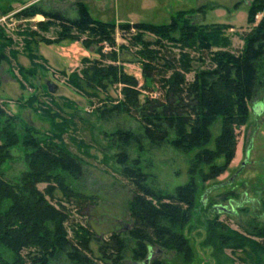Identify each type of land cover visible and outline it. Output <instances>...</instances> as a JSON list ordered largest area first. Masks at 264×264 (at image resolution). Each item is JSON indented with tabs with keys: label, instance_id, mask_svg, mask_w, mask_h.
I'll return each instance as SVG.
<instances>
[{
	"label": "rangeland",
	"instance_id": "rangeland-1",
	"mask_svg": "<svg viewBox=\"0 0 264 264\" xmlns=\"http://www.w3.org/2000/svg\"><path fill=\"white\" fill-rule=\"evenodd\" d=\"M23 1L26 0H0V134L6 132L8 137L4 136L10 140L0 175L13 184L23 182L27 175L36 180L49 178V181L37 182L35 188L51 205L65 208L69 214L66 227L70 237L77 227L89 229L98 238L111 232L125 233L130 225L127 218L130 192L117 174L111 159L116 150L109 146L107 138L118 128L142 135L136 119L110 111L111 106L122 99V86L111 79H90V68L113 65L119 72L135 77L139 87L152 88L151 94L142 91L139 101L146 95H157L159 88L143 80L136 56L138 48L128 43L127 35L122 37L116 31L114 48L97 43L86 34L81 35L79 41H58V28L49 23L47 30L42 31L37 24L45 19L40 14L32 16V11L59 12L71 19L77 15L75 3L82 2L92 19L116 27L123 23L166 25L171 17L182 12L184 18L196 25H233V30L222 33L217 47L237 54L243 47L244 36L252 30L247 24L248 4L252 0ZM262 17V11L256 14V24ZM172 37L178 39L180 32H174ZM144 39L155 41L149 35ZM81 41H87L88 47ZM163 44L169 59L174 55L178 60L182 53L188 55L193 69L186 74L188 81L193 79L195 71L209 66L206 54L195 49L181 50L170 42ZM100 51L102 55L98 54ZM111 52L117 56L115 61L108 57ZM30 54L38 58L34 60L36 67L31 64ZM249 111L247 122L235 128V155L226 169L206 181L209 168H196L193 179L197 204L190 212L188 223L179 229L188 241L191 256L186 259L152 250L151 258L159 256L168 264H255L249 249L247 252L221 250L218 240L224 232L221 226L246 240L254 238L255 228L264 227V87L249 104ZM220 122L216 120L210 128V149L220 133ZM4 136L0 135V144L6 142ZM26 137L36 139L40 147L62 148L80 160L82 176L77 181L61 175L67 188L86 200L85 203L76 199L69 202L55 185L53 176H44L45 171L29 165L32 149L25 145ZM142 149V152L137 148L125 151L132 159H139L153 189L172 193L191 179L196 151L185 154L168 143L150 145L144 138ZM216 164L223 166L224 162L218 159ZM219 206L228 211L217 209ZM125 239L128 248L125 257L129 260L133 242L128 237ZM90 249L97 258L95 242L90 243ZM0 258L8 263L12 261L11 253L4 248H0ZM50 264L69 262L60 257Z\"/></svg>",
	"mask_w": 264,
	"mask_h": 264
},
{
	"label": "trees",
	"instance_id": "trees-1",
	"mask_svg": "<svg viewBox=\"0 0 264 264\" xmlns=\"http://www.w3.org/2000/svg\"><path fill=\"white\" fill-rule=\"evenodd\" d=\"M74 7L77 15L71 19L59 12L39 9L33 10L31 15L44 17L45 22L37 24L42 31L47 30L49 23L55 25L59 30L58 41H79L80 36L86 34L95 42L114 48L116 31L122 37L127 35L128 43L138 48L136 56L143 80L159 88L157 95H146L139 101L142 91L151 94L152 88L139 87L135 77L119 72L113 65L90 68V79H111L122 86V99L113 104L110 111L136 119L141 131L142 137L118 128L107 138L109 146L116 150L111 159L117 174L130 192L127 203L130 225L125 233L111 232L104 238L96 237L87 228L77 227L70 237L66 227L69 214L65 208L51 205L35 188L37 182L49 181V178L36 180L27 175L23 182L13 184L0 175V248L6 249L12 257L10 263L0 258V264H50L60 257H65L69 264H128V261L132 264H168L159 256L151 258L152 250L188 259L191 249L179 229L188 223L190 212L197 204V187L193 179L196 168H209L206 181L226 169L235 155V128L247 122L249 104L264 87V0H252L248 4L247 24L252 30L244 36L243 47L237 54L217 47L221 44L222 33L231 29L226 24L196 25L180 12L166 25L123 23L116 27L92 19L82 2L75 3ZM261 11L263 17L256 24L255 16ZM176 31L180 32L178 39L172 37ZM145 35L155 41L145 40ZM81 42L88 47L87 41ZM163 42L176 44L181 50L195 49L206 54L209 66L195 71L193 79L188 81L186 74L193 72L188 55L182 53L178 60L174 55L169 59ZM98 54L102 55V52ZM108 57L115 61L117 56L111 52ZM29 58L36 67L37 56L30 54ZM84 75L87 77L88 73ZM218 119L221 120L220 133L210 149V128ZM4 134L8 137L6 132L0 135ZM5 136L6 142L0 144V166L10 147V140ZM143 138L153 146L168 143L185 154L196 151L188 183L167 194L153 189L139 159H132L125 151L126 148H137L142 152ZM25 145L32 149L29 163L32 168L45 171L44 176H53L55 185L69 202L74 199L86 202L67 188L61 175L77 181L82 176L78 158L56 146L40 147L32 137H26ZM218 159L223 160V166H217ZM221 228L224 231L218 238L221 250L247 252L249 249L255 264H264V227L255 228L251 240L226 227ZM127 237L133 242L129 260L125 257ZM91 242L97 244V258L90 249Z\"/></svg>",
	"mask_w": 264,
	"mask_h": 264
},
{
	"label": "water",
	"instance_id": "water-1",
	"mask_svg": "<svg viewBox=\"0 0 264 264\" xmlns=\"http://www.w3.org/2000/svg\"><path fill=\"white\" fill-rule=\"evenodd\" d=\"M217 209H219V210H221V211H223V212H227V211H228L226 208H224V207H220V206L217 207ZM158 253H160V251H159ZM149 258H150V257H149ZM149 258H148V259H149ZM148 259H147V260H148Z\"/></svg>",
	"mask_w": 264,
	"mask_h": 264
},
{
	"label": "crops",
	"instance_id": "crops-1",
	"mask_svg": "<svg viewBox=\"0 0 264 264\" xmlns=\"http://www.w3.org/2000/svg\"><path fill=\"white\" fill-rule=\"evenodd\" d=\"M29 0H26V1H23V3H26V2H28ZM221 24H223V23H221ZM226 25H229V26H231V29L230 30H233V25H231V24H226Z\"/></svg>",
	"mask_w": 264,
	"mask_h": 264
}]
</instances>
